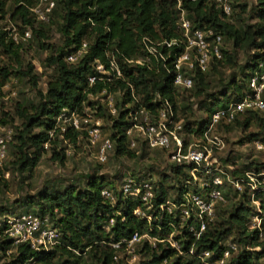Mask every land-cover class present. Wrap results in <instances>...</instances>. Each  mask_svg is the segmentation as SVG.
Listing matches in <instances>:
<instances>
[{"label": "trees", "instance_id": "trees-1", "mask_svg": "<svg viewBox=\"0 0 264 264\" xmlns=\"http://www.w3.org/2000/svg\"><path fill=\"white\" fill-rule=\"evenodd\" d=\"M11 1L14 6L10 19L14 24L16 21L19 22L20 25L14 26L17 27L20 35L25 29H30L32 37H45L46 28L57 27L64 43L46 59V62L56 69V75L48 82L45 94L39 93L43 100L36 105L31 104L30 107L17 104L16 113L23 123L21 127H14V140L9 146V148L12 147L14 159L9 162L8 154V160L3 169H0V176L7 169L8 163L19 173L31 172L48 149L51 150L53 160L60 163L65 160L62 149H57L59 144L67 141L75 145L86 134L70 128L62 134L55 129V120L62 109L81 113L84 108H89L97 118L111 121L110 139L115 154L135 158L133 149L128 148L125 136V131L131 126L130 113L138 105L154 112L156 108L164 104V101H168L175 114L177 113L178 93L177 88L172 84L171 71L173 61L181 49L175 46L171 49H166L165 46L157 47V52L167 57L166 62L160 61L157 65V71L148 70L144 66L126 64L122 66V59L143 56L141 43L143 38H149L154 43L180 38L181 32L178 25L181 14H184L185 19L189 21L192 30L212 29L222 37V43L224 38L232 44L231 53L221 48L222 59L212 63L206 73L196 71L192 88L184 90L189 92L187 99L191 97L198 100V110L205 113L204 119L194 123H182L183 130L188 134L201 133L217 103L223 101L221 107H225L230 101L238 100L252 74L249 70L255 71L259 62L264 63V0H258L260 22L253 26L239 25L238 27L230 22L236 7L234 4L232 14L225 17L209 0H55V7L49 21L44 24L36 22L29 12V8L37 0ZM7 2L8 0H0L2 18L6 15ZM82 42H87L89 53L76 63H67L65 57L75 51ZM0 48L3 54L13 57L18 66L17 69L10 65L0 68V87L11 76L29 78V82L35 86L37 76L33 74V66L28 63L23 68L20 62L22 42L15 43L7 36V32H0ZM238 49L253 52L243 66H237L236 63ZM108 52H114L117 57L118 63L122 66L123 78L114 80L112 83L96 79L91 84L89 78L97 76L92 66L93 62L106 64ZM118 53L123 57H120ZM152 62L154 64L153 59ZM224 64L237 67L239 78L237 75H232L227 82L223 83V89L217 94L218 96L208 94L209 77ZM103 90L111 94L117 92L121 94V98L115 102L117 111L115 116L107 111L103 101L104 96L101 95ZM132 94L138 102L132 98ZM156 97L159 98L153 103ZM201 97L204 98L199 100ZM91 98L96 100L93 101ZM191 109L192 105L189 104L183 105L181 110ZM263 114L248 113L230 124L219 127L226 130L231 127L240 128L245 131L252 125H257L264 136ZM0 118L11 127V120L7 113H2ZM50 132H53V138H50ZM261 133L249 134L246 141L257 140ZM262 142L264 143V137ZM45 145L48 146L47 149ZM146 150L144 146L141 147L140 158L143 159L148 154ZM160 152L167 156L166 152ZM252 165L253 163H250L241 169H233L229 173L233 176L239 175L235 178L239 179L244 177L246 171L264 170L263 164L257 163L255 168H252ZM192 167V165L169 163L168 171L172 175L170 178L176 179V186L164 183L165 173L156 184L143 174L130 173L138 179L150 180L154 186L153 208L147 211V215L151 216L150 221L146 217L134 214L137 207L145 209L139 199L125 197L118 189L114 191L112 187H106L102 176H87L85 184L71 185L63 190L44 189L26 199L28 208L23 212L48 216L49 221L61 229L60 242L48 251H35L29 245L21 244L16 250L6 254L11 244L10 240L3 236L0 237V258L10 255V261L3 264L24 261L30 257L42 264H86L83 261V255H86L91 261L90 264H123L122 260L118 259V252L126 247L123 241L129 240L133 234H136L155 239L154 244L148 243L147 240L142 242L138 252L147 258L138 264H205L198 256L199 253L202 250L211 251L212 255L207 258V261H213L222 254L230 237H233L230 242L236 241L241 248L237 250L236 247L224 264H264V225L260 230L251 227L256 211L247 189L242 192L234 189L231 199L237 197V202L232 203L229 208L218 206L215 219L207 224L205 231L197 240L185 228L180 227L181 222L178 216L173 217L158 212V205L164 200L170 198L175 202H181L182 194L188 189L193 190L190 185H185L186 180L191 178L188 172ZM173 187L177 191L174 198L169 193V189ZM103 188L113 191L116 197L114 203H110L101 195ZM229 195L230 189L225 191L227 198ZM254 199L264 204V191H254ZM33 202L37 204V210H30V204ZM111 219L112 224H110ZM175 227L182 230V234L174 237L180 245L181 254L169 245L166 238ZM113 243H119V246L113 248L111 246ZM191 246L194 247V252L188 254Z\"/></svg>", "mask_w": 264, "mask_h": 264}, {"label": "built area", "instance_id": "built-area-1", "mask_svg": "<svg viewBox=\"0 0 264 264\" xmlns=\"http://www.w3.org/2000/svg\"><path fill=\"white\" fill-rule=\"evenodd\" d=\"M209 1L225 17L232 14L233 0ZM54 7L55 0H37L29 8V12L36 22L44 24L49 21ZM2 19L0 14V24ZM15 28L8 29L6 25H0V32H7V36L12 38L15 43L20 41L23 43L31 39L32 31L30 29H25L20 35ZM178 28L181 36L172 41L154 43L149 38H143L141 43L144 53L141 57L125 59L122 54L118 53L120 57H123V65L144 66L148 70L157 71V65L160 61L166 62L167 57L157 52L156 48L159 46H165L166 49H171L173 46L178 47L181 51L173 61L172 84L177 89H191L196 71L206 73L212 63L222 59V37L212 29L192 30L189 21L184 17L180 18ZM88 53L89 46L87 42H82L75 51L65 57V61L76 63ZM106 57V64L98 61L93 62L92 66L97 76L89 78L91 84L96 79L112 83L114 80L123 78V65L120 66L114 52H108ZM9 80L0 87V95L1 91L4 92V89L8 87ZM14 95L15 93H12V96ZM101 95L104 96L103 101L107 111L112 116L116 115L114 94L103 90ZM131 96L138 102L133 94ZM157 98L159 97H156L152 102L155 103ZM252 112L264 113V63L262 62L257 64L256 70L249 77L246 89L241 93L240 98L236 101H230L225 107L215 108L198 135L188 134L183 130L182 122L176 120V114L168 101H164V104L156 108L154 112L138 105L130 113L131 126L125 131L129 149L144 146L147 150L163 151L167 153L169 163L193 166L188 172L191 178L186 180L185 184L190 185L193 190L188 189L185 191L182 194L181 202H175L170 198L164 200L158 205V212L173 217L178 216L181 228H185L195 240L200 238L207 224L213 221L216 208L227 201L223 179L216 173L219 170L212 167L211 150L213 146H219L220 144V141L213 135L219 126L230 124L235 119ZM93 117H95L94 112L89 108H84L81 113L62 109L55 120V129L62 134L66 133L67 128L73 131H82L90 138L91 143H94L99 140L100 136L98 124L97 127H91L90 125L91 121H97L93 120ZM185 133L186 137L183 138L182 135ZM53 137V132H50V138ZM13 140V129L7 123L2 122L0 118V169H3L8 160L9 146ZM253 144L257 150H262L264 147L262 141H254ZM47 147L45 145V149ZM111 150L112 143L110 139L101 140L98 161L100 163L105 162L107 154ZM232 184H234L236 190L243 191L247 189V192L250 193L256 211L251 227L260 230L264 225V204L254 199V191H264V170L246 171L244 177L235 179ZM118 191L125 197L139 199L145 209L137 207L134 214L146 217L148 221L151 220V216L147 215V211L153 208L152 200L154 198V186L150 180L138 179L137 176L127 173L122 176ZM101 195L110 203L116 201L113 191L108 188H103ZM112 223L113 220L111 219L110 224ZM60 235L59 229L49 221L48 216H40L32 212H16L7 213L0 218V237L4 236L9 239L11 244L10 249L6 252L7 254L16 250L21 244H27L35 251H48L60 242ZM145 236L147 235L137 236L133 234L129 240L123 241L126 244L125 249H130L133 243L140 241ZM167 241L178 253H182L177 241L171 242L168 239ZM111 246L117 248L119 243H113ZM235 250L236 245L233 242H228L222 254L213 261H207V258L212 255L209 250H202L198 256L205 264H224ZM193 252L194 247L191 246L188 254H193ZM12 264L42 263L30 257Z\"/></svg>", "mask_w": 264, "mask_h": 264}, {"label": "rangeland", "instance_id": "rangeland-1", "mask_svg": "<svg viewBox=\"0 0 264 264\" xmlns=\"http://www.w3.org/2000/svg\"><path fill=\"white\" fill-rule=\"evenodd\" d=\"M233 4L236 7L230 22L235 26H253L260 22L258 18V10L260 9L258 0H233ZM13 6L12 1L8 0L5 7L6 15L3 17L0 24L1 26L6 25L8 29L15 28V24L20 25L18 21L14 24L10 19ZM181 17L185 18L184 14H181L180 18ZM235 18L239 20L236 21ZM15 29H17V27ZM45 31V37H32L27 42L22 43L23 50L21 51L20 62L23 68H25L28 63L33 66V74L37 76L36 85L33 86V84L29 82V78L11 76L8 87L4 89V92L1 91L0 117L2 113H7L11 120L10 125L11 128L13 127L14 133V127H21L23 123L16 113L17 104L19 103L26 107H30L31 104H38L43 100L41 95L45 94L47 91L48 82L56 75V69L54 66H50L46 62V59L55 53L56 48L62 47L64 42L57 31V27L46 28ZM222 49L231 53V42L223 38ZM236 53L237 66L245 65L253 54V52L243 49L236 50ZM121 64L123 65V62ZM5 65H10V67L14 69L18 67L14 58L3 54L0 48V68ZM249 72L253 73L254 71L250 69ZM232 75H237L239 78L237 67L227 64L221 66L216 73H213L209 77L210 88L208 94L217 95L223 89V83L227 82ZM12 93H15V95L12 96ZM39 93H41V95H39ZM177 93V121L182 123H194L195 121L205 118V113L198 110V100L191 97L187 99V97H189L188 91L177 89ZM113 98L115 103L121 98V94L117 92L113 95ZM203 98L204 97H201L199 100ZM91 100L95 101L96 98H91ZM188 103L192 105V109L182 111V106L189 105ZM222 104L223 101L217 103L214 108H219ZM262 117L264 118V114ZM93 120L97 121H91L90 125L91 127H97L98 124L99 140L91 143L90 138L86 135L82 136L75 145L63 141L61 145L59 144L57 147L58 150L62 149L65 155V160L62 163L53 160L51 158V150L48 149L31 172L19 173L10 163L7 164V169L0 176V218L7 213L23 212L28 208L26 207V199L30 196H35L44 189L63 190L71 185H83L87 181V176L90 175L102 176L104 185L106 187H112L114 191L118 189L122 176L126 173L143 174L149 177L153 184L160 181L162 174L165 173L166 180L164 183L171 186L175 185L176 179L170 178L172 175H170L168 171L169 162L167 156L160 151L146 150L148 154L142 159L139 157L142 146H139L132 150L136 157L131 159L126 156H117L112 147V150L107 154L106 161L100 163L98 161V150L101 145V140L110 139L112 134V122L97 118L96 116L93 117ZM34 131L37 132V130ZM252 133H261L257 125H252L245 131L240 128L231 127L226 130L218 127L213 135L220 141V144L219 146H213L211 150L212 167L219 170V172L216 173L223 179L224 191L227 192V190L230 189V195L226 203L219 205L221 208H229L231 204L237 202L236 200L238 199L237 197L231 199V197L235 189L232 181H235V178L239 175L233 176L232 173L229 172L233 169H241L243 166L250 163H253L251 166L252 168H255L257 163L264 165V147L262 150H257L254 147V141H246V137ZM182 137L185 138L186 133L183 134ZM263 137L261 133L255 141H262ZM12 151V147H10L9 162L14 159ZM169 191L171 197L174 198L177 195V191L174 187L169 189ZM35 202L30 204V210L38 209ZM59 230L61 232L60 228ZM178 234H182V230L175 227L166 238L171 242H175L177 240H175L174 237ZM232 238L233 237H230L226 244L228 241H232ZM145 240L150 244H154L155 241L154 238L149 236L142 237V240L133 243L130 249L124 248L122 251H119L118 259H121L123 264H138L141 260L147 258L142 253L138 252L142 242ZM233 242L236 244L237 250H239L241 246L238 245L236 241ZM9 256L5 255L1 257L0 264L10 261L11 257ZM83 261H85L86 264H90L91 262L86 255H83Z\"/></svg>", "mask_w": 264, "mask_h": 264}]
</instances>
